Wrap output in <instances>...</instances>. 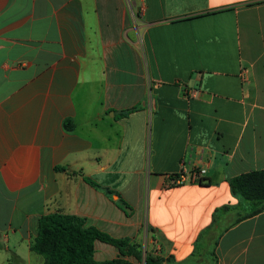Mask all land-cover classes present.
<instances>
[{
	"label": "crops",
	"instance_id": "obj_1",
	"mask_svg": "<svg viewBox=\"0 0 264 264\" xmlns=\"http://www.w3.org/2000/svg\"><path fill=\"white\" fill-rule=\"evenodd\" d=\"M199 148L205 180L167 185ZM263 168L264 0H0V264H44L53 212L164 264H264L229 184Z\"/></svg>",
	"mask_w": 264,
	"mask_h": 264
},
{
	"label": "trees",
	"instance_id": "obj_2",
	"mask_svg": "<svg viewBox=\"0 0 264 264\" xmlns=\"http://www.w3.org/2000/svg\"><path fill=\"white\" fill-rule=\"evenodd\" d=\"M137 108L138 106H134L121 114L128 115ZM72 126V122L66 124L68 129H71ZM57 169L65 170L66 167L59 166ZM89 182L98 188H102L90 180ZM229 184L235 196L253 205V210L241 213L237 219L238 221L264 210V168L232 177L229 179ZM104 189L111 195L119 196L115 190ZM119 199L129 208L126 202L121 198ZM227 208L228 206H224L221 210ZM217 216L215 214V218ZM86 222V218L73 214L62 212L44 214L39 219L38 234L32 242L31 249L44 257V264H135L120 257L130 255L138 259V264H164V261H166L164 256L152 253H147L144 256L139 245L131 242L129 238L114 237L96 226L87 225ZM97 240L116 246L119 249L120 256L103 261L96 260L94 253ZM211 255L216 259L214 252Z\"/></svg>",
	"mask_w": 264,
	"mask_h": 264
},
{
	"label": "built area",
	"instance_id": "obj_3",
	"mask_svg": "<svg viewBox=\"0 0 264 264\" xmlns=\"http://www.w3.org/2000/svg\"><path fill=\"white\" fill-rule=\"evenodd\" d=\"M128 7L133 10L135 6V0H126ZM198 151V161L203 163L201 166L194 164L189 158L187 160L185 158L181 161L180 170L168 176L167 185L169 186H177L182 185L188 181L190 178L191 182L201 183L205 180V177L208 173V164L205 162L206 160V149L199 148Z\"/></svg>",
	"mask_w": 264,
	"mask_h": 264
},
{
	"label": "rangeland",
	"instance_id": "obj_4",
	"mask_svg": "<svg viewBox=\"0 0 264 264\" xmlns=\"http://www.w3.org/2000/svg\"><path fill=\"white\" fill-rule=\"evenodd\" d=\"M146 254L144 253V256H145Z\"/></svg>",
	"mask_w": 264,
	"mask_h": 264
}]
</instances>
